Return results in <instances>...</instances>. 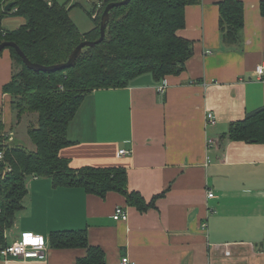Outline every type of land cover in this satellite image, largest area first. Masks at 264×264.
I'll return each instance as SVG.
<instances>
[{
	"label": "crops",
	"instance_id": "0c3cea01",
	"mask_svg": "<svg viewBox=\"0 0 264 264\" xmlns=\"http://www.w3.org/2000/svg\"><path fill=\"white\" fill-rule=\"evenodd\" d=\"M220 1L186 7L178 35L193 41L194 54L183 72L167 76L164 93L158 91L162 80L151 74L127 87L92 91L69 125L71 144L60 152L74 168L125 167L129 190L147 201L165 191L155 206L141 212L115 191L103 198L30 177L24 208L6 231L9 243L24 232L49 238L53 231L85 229L90 244L104 250L105 264L126 255L136 264H264V143L227 137L232 122L264 106V75L256 73L264 63V16L261 0H242L243 44L227 47ZM25 23L22 16L2 21L9 29ZM14 71L4 49L0 109L8 133L19 128L11 94L3 89ZM122 149L130 153L120 155ZM209 191L215 196L209 198ZM118 206L127 210V220L114 218ZM86 255V248L50 245L42 259L0 256V264H78Z\"/></svg>",
	"mask_w": 264,
	"mask_h": 264
},
{
	"label": "trees",
	"instance_id": "16d2710c",
	"mask_svg": "<svg viewBox=\"0 0 264 264\" xmlns=\"http://www.w3.org/2000/svg\"><path fill=\"white\" fill-rule=\"evenodd\" d=\"M109 0L101 8L91 5L88 14L94 26L81 32L73 21V6L57 0H8L0 6V43L13 41L27 57L45 66L66 62L74 49L84 40L100 37L101 19ZM9 2L13 6L6 10ZM200 0H130L110 11V20L103 41L86 46L76 63L55 71H35L28 68L13 47H7L15 71L4 85L11 94L17 118L26 113L37 116L28 125V135L34 144L29 148L6 136L0 109V247L9 244L6 231L13 227L18 212L24 208L27 181L30 177H46L55 187H82L87 193L106 197L110 191L124 195L127 203L145 212L156 204L165 191L147 201L138 191L128 188V172L123 166H92L78 168L61 156L62 148L71 144L68 129L85 97L96 89L121 88L143 74L157 81L178 75L194 54L192 40L178 35L186 26V7ZM1 3V0H0ZM74 5L83 6L81 2ZM98 10L97 17L93 14ZM264 16V0L260 2ZM219 27L223 44L241 48L245 25L242 0L219 2ZM7 16H22L26 23L16 29L3 26ZM5 48V49H7ZM4 51V50H3ZM0 52V55L2 52ZM227 137L249 143H264V106L249 112L242 120L230 124ZM10 170L4 175L6 166ZM53 248H86L87 255L78 264H104L105 252L91 245L87 230L53 231Z\"/></svg>",
	"mask_w": 264,
	"mask_h": 264
},
{
	"label": "built area",
	"instance_id": "2783aa9c",
	"mask_svg": "<svg viewBox=\"0 0 264 264\" xmlns=\"http://www.w3.org/2000/svg\"><path fill=\"white\" fill-rule=\"evenodd\" d=\"M8 0H1L0 6H5V3ZM77 2L87 1L93 5H97L98 9L101 8L106 2L109 0H76ZM98 10L93 14V17H97ZM256 73L259 78H263L264 75V63L257 66ZM168 87V80L165 77L162 80V83L158 86V91L160 93H164ZM208 121L209 123L216 122V116L212 113H208ZM6 136L9 137L10 135L7 134ZM212 143L213 140H210ZM130 153L129 150L122 149L120 150V155H125ZM4 158V152H0V159ZM10 170V166H6L4 169L3 174L5 175L7 171ZM215 194L212 191L208 192V197H214ZM114 218L116 220H127L128 219V212L127 210L122 207L118 206L114 213ZM206 226V225H204ZM7 237V233H6ZM50 248V240L46 236L35 234L32 232H24L22 235L14 240L12 243H9L6 246L0 247V256L5 259L15 258V259H42L47 250ZM105 264V263H104ZM116 264H136L129 256H123Z\"/></svg>",
	"mask_w": 264,
	"mask_h": 264
},
{
	"label": "water",
	"instance_id": "95a60500",
	"mask_svg": "<svg viewBox=\"0 0 264 264\" xmlns=\"http://www.w3.org/2000/svg\"><path fill=\"white\" fill-rule=\"evenodd\" d=\"M130 0H120L117 2H110L106 8L104 9V12L102 14V19H101V27H100V37L97 40H84L82 41L72 52L70 55L69 59L66 62L60 63V64H55V65H50V66H45L39 63L32 62L27 55L23 52V50L19 47V45L13 41H5L0 43V52L3 51L7 47H13L17 50L19 55L23 58L24 63L28 68L33 69L35 71H55V70H60V69H65L72 67L78 57L81 55L83 52L84 47L86 46H93L97 43H100L101 41L104 40L106 36V29L108 26V22L110 20V11L114 7L123 5L128 3ZM13 6V2H9L6 6V10L10 9ZM2 192V180L0 177V195Z\"/></svg>",
	"mask_w": 264,
	"mask_h": 264
},
{
	"label": "rangeland",
	"instance_id": "374dc122",
	"mask_svg": "<svg viewBox=\"0 0 264 264\" xmlns=\"http://www.w3.org/2000/svg\"><path fill=\"white\" fill-rule=\"evenodd\" d=\"M61 4H65L68 2V6L70 7L72 2H77L76 0H57ZM82 7L80 5H72L73 7L70 10V15L73 17V21L76 23V25L79 27L81 32L89 31L93 28L94 22L91 16L88 14V11L91 10V3L87 1H81ZM86 9V10H85ZM17 112L15 113V115ZM37 116L32 113H26L20 118H15V120L19 121V128L17 127L14 132H10L7 134L10 135V140L13 142H18L23 145H26L29 148H34V144L31 141L29 135H28V125L30 121H35Z\"/></svg>",
	"mask_w": 264,
	"mask_h": 264
},
{
	"label": "bare ground",
	"instance_id": "6f19581e",
	"mask_svg": "<svg viewBox=\"0 0 264 264\" xmlns=\"http://www.w3.org/2000/svg\"><path fill=\"white\" fill-rule=\"evenodd\" d=\"M8 2V1H7Z\"/></svg>",
	"mask_w": 264,
	"mask_h": 264
}]
</instances>
